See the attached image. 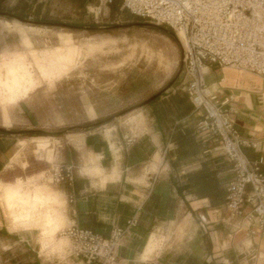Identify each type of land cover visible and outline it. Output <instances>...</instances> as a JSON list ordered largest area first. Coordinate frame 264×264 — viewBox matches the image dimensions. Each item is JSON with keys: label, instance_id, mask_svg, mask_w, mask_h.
<instances>
[{"label": "crops", "instance_id": "obj_1", "mask_svg": "<svg viewBox=\"0 0 264 264\" xmlns=\"http://www.w3.org/2000/svg\"><path fill=\"white\" fill-rule=\"evenodd\" d=\"M205 81L220 100L231 98L236 127L256 145L243 151L262 159L264 172V77L212 65ZM202 118L188 94L171 87L144 105L141 132L120 122L80 135L81 150L63 145L61 162L75 166L74 182L54 183L56 189L40 183L34 192L2 179L19 152L0 136V264H99L70 253L47 254L50 244L58 250L67 245V238L56 234L72 225L105 238L115 227L126 229L120 264H264V236L257 225L226 208L233 163L198 129ZM19 193L20 204L28 197L45 200V227L37 218L41 204L38 211L11 214L7 204ZM61 203L58 209L50 206ZM135 216L138 222L130 226ZM163 236L167 241L161 246Z\"/></svg>", "mask_w": 264, "mask_h": 264}, {"label": "rangeland", "instance_id": "obj_2", "mask_svg": "<svg viewBox=\"0 0 264 264\" xmlns=\"http://www.w3.org/2000/svg\"><path fill=\"white\" fill-rule=\"evenodd\" d=\"M122 3L112 0L99 8V0H0V127L34 130L0 131L19 152L4 181L22 182L29 192L40 183L56 189L52 172L62 164L63 145L81 150L80 135L120 122L141 132L144 102L172 81L173 89L183 90L178 38L140 25L150 22ZM97 122L103 124L94 129ZM19 201L20 193L7 204L11 214L38 211L41 204L37 218L45 227V200L28 197L30 208ZM67 241L60 250L50 244L47 254L69 253ZM166 241L163 236L161 246Z\"/></svg>", "mask_w": 264, "mask_h": 264}, {"label": "built area", "instance_id": "obj_3", "mask_svg": "<svg viewBox=\"0 0 264 264\" xmlns=\"http://www.w3.org/2000/svg\"><path fill=\"white\" fill-rule=\"evenodd\" d=\"M112 0H99L100 7ZM122 8L152 24L172 30L183 50V90L203 111L198 129L213 139L233 163L226 184V208L231 216H243L264 236L263 160H252L243 147H256L243 139L232 119L230 97L220 100L208 91V66L234 67L264 77V0H122ZM183 34V38L180 34ZM131 141V137H127ZM75 166L59 163L52 181L72 184ZM250 209L246 212V207ZM137 217L129 221L136 225ZM126 229L115 227L105 238L76 225L59 232L70 241L69 253L88 262L120 264L118 249Z\"/></svg>", "mask_w": 264, "mask_h": 264}, {"label": "water", "instance_id": "obj_4", "mask_svg": "<svg viewBox=\"0 0 264 264\" xmlns=\"http://www.w3.org/2000/svg\"><path fill=\"white\" fill-rule=\"evenodd\" d=\"M2 14L6 15V16H13V15H11V14H9V13H2ZM13 17L18 18V19L21 20V21H25V19H23V18H20V17H17V16H13ZM37 23H45V22H37ZM53 25H61V24L58 23V24H53ZM140 25H147V26H153V27H156V28H158V29H160V30H162V31H164V32H166V33H168V34H170L171 36L177 38V37H176V34H175L174 32H172V31H170V30H168V29H166V28H164V27H161V26H158V25H155V24H152V23H141ZM89 28L100 29V27H89ZM173 83H174V81H172V82L167 86V88H165V89L162 90V91H163V92L166 91V89L170 88V87L173 85ZM156 96H157V94H154L153 96H151L150 98H148V99L144 102L143 105H145V104L149 103L150 101H152ZM102 124H103V122H97V123L92 124L91 126L96 127V126H99V125H102ZM0 131H2V132H10V133H18V134H20V133H25V132H33L34 130H21V131L12 132V131H10V130H7V129H5V128H1V127H0Z\"/></svg>", "mask_w": 264, "mask_h": 264}, {"label": "trees", "instance_id": "obj_5", "mask_svg": "<svg viewBox=\"0 0 264 264\" xmlns=\"http://www.w3.org/2000/svg\"><path fill=\"white\" fill-rule=\"evenodd\" d=\"M157 94V96L153 99V100H155L156 98H158L159 96H161L162 94H163V91L161 90V91H159L158 93H156Z\"/></svg>", "mask_w": 264, "mask_h": 264}, {"label": "bare ground", "instance_id": "obj_6", "mask_svg": "<svg viewBox=\"0 0 264 264\" xmlns=\"http://www.w3.org/2000/svg\"><path fill=\"white\" fill-rule=\"evenodd\" d=\"M180 37L183 38V34L181 33L180 34ZM37 140H39V138H37ZM66 238V237H65ZM68 239V238H67ZM69 240V239H68Z\"/></svg>", "mask_w": 264, "mask_h": 264}]
</instances>
